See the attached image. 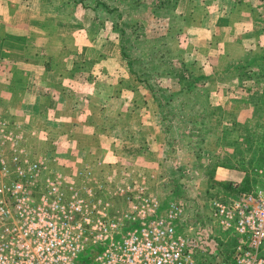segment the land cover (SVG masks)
I'll list each match as a JSON object with an SVG mask.
<instances>
[{
    "label": "rangeland",
    "instance_id": "1",
    "mask_svg": "<svg viewBox=\"0 0 264 264\" xmlns=\"http://www.w3.org/2000/svg\"><path fill=\"white\" fill-rule=\"evenodd\" d=\"M102 1L114 8L107 10L102 4L94 6L95 0H80L77 13L81 18L79 28H84L82 23L94 18L97 21L94 32L99 33L100 27L106 25L123 31L119 32L122 58L119 62L112 59L105 60V64H95L94 70L100 73L90 94L89 122L95 127L104 122L109 135L100 141L96 135L91 138L82 133L83 138L74 140L79 145L90 143L93 148L104 142L109 148L92 151L96 159L106 160L103 167L93 165L98 177L109 172L119 181H139V174L144 173L147 191L159 197L163 205L172 199L180 202L187 215L177 221V227L190 234L187 227L193 224L201 232L203 237L198 244L203 241L206 251L204 254L197 251V255L202 260L207 259L212 264L229 259L236 237L216 224L210 209L214 198L237 193L227 187L226 181L238 187L248 177L251 188L263 182L252 172V165L260 156V135L264 131V79L259 80L255 75L256 70L264 72V0H167L159 5L156 4L159 0ZM251 3L255 9L250 8ZM252 12L257 14L254 20L257 23L235 24L230 28L234 21L252 19ZM113 35L116 32L113 31ZM129 58L145 73L131 72ZM89 62L88 59L77 60L85 66ZM181 63H185L197 80V89L193 91L195 107L206 102L219 106V111H214L218 119L201 120L198 135L192 133L191 125L183 119L177 98L163 102L161 108L157 101L160 96L157 80L162 85L172 86L173 73L183 74ZM157 64L160 71L169 72L156 79L149 65ZM101 68L105 71L101 72ZM240 73L249 76L239 78ZM78 78L82 80L84 76ZM42 90L38 94L41 95ZM255 103L260 104L255 106ZM124 104L126 111L121 110ZM6 106L1 103L0 111L15 116L6 112ZM63 108L68 117L75 113L73 108ZM121 112L125 116V128L120 127L122 136L111 132L112 124L108 121L97 120ZM195 125L199 127L197 122ZM32 139L33 151L49 152L57 156L60 163H75L76 158L73 160L66 151L41 148L48 138ZM69 140L62 138L57 144L71 148L67 144ZM212 163L217 164L214 179L208 177ZM67 165L69 170H74L73 164ZM88 260L83 255L79 258L83 264ZM79 261L74 264H81Z\"/></svg>",
    "mask_w": 264,
    "mask_h": 264
},
{
    "label": "built area",
    "instance_id": "2",
    "mask_svg": "<svg viewBox=\"0 0 264 264\" xmlns=\"http://www.w3.org/2000/svg\"><path fill=\"white\" fill-rule=\"evenodd\" d=\"M35 136L0 112V264H74L81 255L85 264H207L197 255L206 251L201 232L177 227L185 208L174 199L163 205L144 173L119 181L109 172L96 177L90 164L69 170L33 151ZM261 145L254 171L262 184L214 198L210 209L218 226L237 234L234 264H264V131Z\"/></svg>",
    "mask_w": 264,
    "mask_h": 264
},
{
    "label": "crops",
    "instance_id": "3",
    "mask_svg": "<svg viewBox=\"0 0 264 264\" xmlns=\"http://www.w3.org/2000/svg\"><path fill=\"white\" fill-rule=\"evenodd\" d=\"M79 3L80 0H0V105L7 104L6 112L15 114L12 118L21 122L27 133L36 132V136L32 138L42 136L48 138L42 143L41 148L51 147L59 152L66 151L65 154L71 155L73 160L76 158L75 163L72 162L73 165L66 161L65 164H70L73 168L90 164L96 168L100 164L103 167L106 160L96 159L92 151L103 147L107 150L109 148L104 142L93 148L90 143L79 145L74 139L83 138L80 135L84 133L91 138L96 135L100 137V141H103L104 137L109 135L106 133L108 128L105 127L104 122L98 127L89 122V113L92 110L90 94L95 89L93 84L98 78L97 74L100 73L94 70V67L97 63L105 64L103 63L105 60L115 59L119 62L122 57L119 34L113 35L112 27L108 28L106 25L105 28L100 27L99 33L94 32L97 23L94 18L82 23L84 28L78 27L81 22L77 13ZM92 6L89 8L91 9ZM250 6V8L254 7L252 3ZM252 14V19L234 21L230 28L235 24L257 23L254 21L257 14L253 12ZM106 22L105 20L104 23ZM97 48L99 51L94 55ZM74 53H77L76 57H72ZM80 59H88L91 62L86 66L81 65L82 63H77ZM104 71L105 69L101 68V72ZM79 75H83L84 79H79ZM76 79L79 82H75ZM117 81L121 84L120 80ZM85 83L87 85H84ZM71 88L73 90H70ZM40 89H43L41 95L38 94ZM161 105L160 103L159 107ZM63 107L73 108L75 113L68 117ZM126 107L127 105L124 104L121 110L126 111ZM121 114L111 118L105 116L97 120L108 121L112 124L111 132L122 136L120 127L122 130L125 128V119H123L125 116L124 112ZM32 138L28 140L30 148H33ZM62 138H69L67 144L72 147L58 145ZM95 174L98 176L99 173L95 172ZM226 232L233 234L237 239L236 233ZM235 243L236 241L231 246L229 259H220L212 264H234ZM204 262L210 264L207 259Z\"/></svg>",
    "mask_w": 264,
    "mask_h": 264
},
{
    "label": "trees",
    "instance_id": "4",
    "mask_svg": "<svg viewBox=\"0 0 264 264\" xmlns=\"http://www.w3.org/2000/svg\"><path fill=\"white\" fill-rule=\"evenodd\" d=\"M138 1V0H137ZM139 1H147V0H139ZM163 1H167V0H159V2H157L156 4H162ZM171 0H169L168 2H170ZM96 4H102L103 6H105V9H113L114 7H109L108 4H106L105 2H103L102 0H95V5ZM114 32H116L117 34L123 33L122 29H118L119 32L117 30H115V26H113ZM120 38V37H119ZM125 48L122 45V52L124 53ZM136 58V57H135ZM247 58V57H246ZM182 60V59H181ZM129 62V69L131 70V72H133L135 75H139V74H144L145 70L142 68H140L139 66H135V61L128 60ZM152 74H154L156 77V79L158 78L159 75H165L167 74L169 71H165L162 72L159 70V65H155V66H151L149 65ZM181 67L183 70V74L182 75H177L175 73H173L172 75V79L175 80L174 83H172V86L167 87L166 84L162 85L159 80H157V85H158V90L160 92V96L157 97V101L161 104H163V102H168V100L170 99H178L179 101V108L181 109V114L183 115V119H185L188 122V126L191 125V131L192 133H194L195 135L200 134L201 131V125H200V121L204 120L205 118H211V119H218V117H214V116H219V115H215L214 111H219V106L214 105L210 103V102H206L203 104L198 105V107L196 105V101L194 98V93L193 91L197 89V80L196 77L194 75H192V71L190 69H188L185 65V63H181ZM264 69V68H262ZM261 70V69H260ZM259 71H255V75L257 77H259L258 79H264V72H260ZM150 72V73H151ZM247 75L240 73L239 76H249L248 73H246ZM147 75V74H145ZM164 100V101H163ZM258 104L260 103H255V106H259ZM208 107H210L211 109L214 110H210ZM258 108L256 107V110ZM260 109V108H259ZM261 110V109H260ZM212 113H209V112ZM195 122H197L199 124L196 126ZM227 129V128H225ZM261 137L262 134L260 135V141H261ZM259 151H260V156L258 157V160L255 161V163L252 165V172L256 175V172L254 171V167L258 166L262 163V158H263V150H262V145L261 143H259ZM217 165V164H216ZM216 165H214L212 163L211 168H210V175L208 176L210 179H214V169L216 167ZM257 176V175H256ZM258 177V176H257ZM253 180V178H251V181ZM250 179H248V177H246V179L243 180V183L238 185V187H236V185H234V183L232 181H226V185L227 187H229L230 190H237V193L239 191L242 190H250L251 188V184H250ZM236 193V194H237Z\"/></svg>",
    "mask_w": 264,
    "mask_h": 264
}]
</instances>
